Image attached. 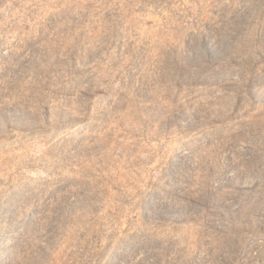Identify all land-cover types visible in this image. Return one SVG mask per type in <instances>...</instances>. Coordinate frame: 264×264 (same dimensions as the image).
<instances>
[{
	"label": "rangeland",
	"instance_id": "1",
	"mask_svg": "<svg viewBox=\"0 0 264 264\" xmlns=\"http://www.w3.org/2000/svg\"><path fill=\"white\" fill-rule=\"evenodd\" d=\"M0 264H264V0H0Z\"/></svg>",
	"mask_w": 264,
	"mask_h": 264
}]
</instances>
